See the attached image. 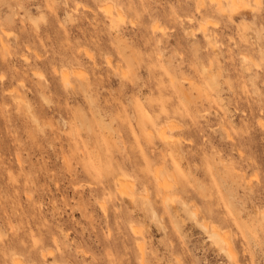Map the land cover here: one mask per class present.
Segmentation results:
<instances>
[{
    "label": "rangeland",
    "instance_id": "obj_1",
    "mask_svg": "<svg viewBox=\"0 0 264 264\" xmlns=\"http://www.w3.org/2000/svg\"><path fill=\"white\" fill-rule=\"evenodd\" d=\"M252 1L0 0V264H264ZM201 221L232 236L235 262Z\"/></svg>",
    "mask_w": 264,
    "mask_h": 264
},
{
    "label": "bare ground",
    "instance_id": "obj_2",
    "mask_svg": "<svg viewBox=\"0 0 264 264\" xmlns=\"http://www.w3.org/2000/svg\"><path fill=\"white\" fill-rule=\"evenodd\" d=\"M251 1V0H249ZM254 3H258L259 0H253ZM252 1V2H253ZM202 3V2H201ZM210 3L214 4L215 8L217 11L219 12H222L224 7L226 6L227 8V5L231 8H240L241 6L245 5L247 6L249 3H248V0H210ZM202 5V4H201ZM200 5V6H201ZM250 5V4H249ZM229 9V8H227ZM233 11V10H231ZM2 38V37H1ZM210 40V39H209ZM208 40V42H209ZM4 41H2V39H0V43L2 44V46H4L5 44L3 43ZM208 71V70H207ZM71 72V71H70ZM70 72L67 71V70H62L60 71V78L63 82V84L67 85V84H70ZM205 72V70H204ZM78 73V72H77ZM211 74V73H210ZM212 78V77H211ZM68 86V85H67ZM66 87V86H65ZM190 111V110H189ZM174 124V123H173ZM172 125V123H168V124H165V125H160L161 127H158V136L160 137V139L168 144H170L172 147H174V149H176V145H177V142L178 140H175L173 139L174 136L172 135L173 138L171 137H167L165 135V132L167 130H165L166 128H170V126ZM179 129V128H178ZM146 130H148L147 132V135L149 137H151V130H149V128H147ZM169 130V129H168ZM174 131V130H173ZM171 132V131H170ZM169 133V132H168ZM167 134V133H166ZM170 135V133H169ZM168 135V136H169ZM180 136V135H179ZM181 137V136H180ZM149 139V138H148ZM155 169V168H154ZM160 169V168H159ZM158 169V170H159ZM154 182H155V186L156 188H158V190L160 189L161 192H158V196L159 193H164V195L162 196V202L165 203L164 205H168L169 202H172L173 203V197H172V194H170V191L168 189L169 187V182H167V179L162 175L161 172H155L154 173ZM117 189L119 191V193L122 194L125 193V192H130L129 194V197H133L134 196V193L131 191V188H130V185H128V182L126 180H123V179H118L117 180ZM128 192H127V195H128ZM157 193V192H156ZM126 194V193H125ZM160 196V197H161ZM161 200V199H160ZM149 204H151V202H148ZM182 203H185V202H182ZM186 204V203H185ZM184 204V205H185ZM183 205V206H184ZM186 206V205H185ZM184 206V207H185ZM170 206H168L169 208ZM209 208V207H208ZM191 211L190 208H187V211L188 213ZM152 214L154 217H156V213L155 211L153 210L152 208ZM190 216L193 215V217L195 218V220L199 221V219H197L198 217L197 216V212L195 213L194 211H191L190 212ZM204 218V217H203ZM236 219V218H235ZM206 221H201V226L202 228L204 229L205 233L207 234L209 240L211 241V244L216 246L219 250L223 251L224 254L226 255V257L228 258V260L232 261V262H235L236 261V250H235V246H234V241L232 240V236L231 235H228L227 234V231H222L216 224H213V223H209L207 224V222L205 223ZM233 222H236L237 223V220H233ZM198 223V222H197ZM198 224V225H199ZM239 225V223H238ZM231 238H230V237ZM233 241V242H232ZM54 253V252H53ZM47 254V253H46ZM45 258V257H44ZM22 260L21 259H18V258H14L13 259V262L14 264H23V262H21ZM57 264V263H56Z\"/></svg>",
    "mask_w": 264,
    "mask_h": 264
}]
</instances>
